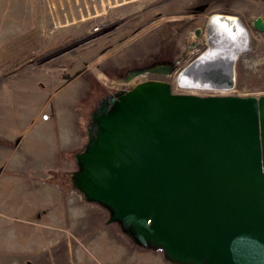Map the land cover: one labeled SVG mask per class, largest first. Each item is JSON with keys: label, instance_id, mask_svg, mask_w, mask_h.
Segmentation results:
<instances>
[{"label": "rangeland", "instance_id": "rangeland-1", "mask_svg": "<svg viewBox=\"0 0 264 264\" xmlns=\"http://www.w3.org/2000/svg\"><path fill=\"white\" fill-rule=\"evenodd\" d=\"M215 13L249 29L233 90L183 89L176 73L124 80L131 68L160 60L181 68L207 50ZM257 17L264 0H0V264H178L86 199L76 155L103 102L141 81L201 96L264 95Z\"/></svg>", "mask_w": 264, "mask_h": 264}, {"label": "water", "instance_id": "water-1", "mask_svg": "<svg viewBox=\"0 0 264 264\" xmlns=\"http://www.w3.org/2000/svg\"><path fill=\"white\" fill-rule=\"evenodd\" d=\"M215 14L208 39L221 34L219 45L181 68L172 60L131 68L124 80L176 73L180 88L233 90L249 29ZM252 25L264 31V18ZM76 156V187L139 244L178 264H264V95L201 96L141 81L103 102Z\"/></svg>", "mask_w": 264, "mask_h": 264}, {"label": "bare ground", "instance_id": "bare-ground-1", "mask_svg": "<svg viewBox=\"0 0 264 264\" xmlns=\"http://www.w3.org/2000/svg\"><path fill=\"white\" fill-rule=\"evenodd\" d=\"M218 14H215L214 15V18H216V19H218ZM218 21L219 22H221V23H224L225 21H221V20H219L218 19ZM222 39V37H221V34H218V35H216V36H214L213 38H212V42H211V45H210V47L208 48V50L209 49H211V48H213L214 46H217V44L219 45V43H220V40ZM243 53H245V51H243L242 52V54ZM241 54V55H242ZM176 81H177V76H176ZM177 83V82H176ZM183 89H192V90H208V89H198V88H183ZM213 91H215V90H213ZM220 92H222V91H220ZM26 229V228H25ZM32 229V228H31ZM25 232H27V231H25ZM28 234V233H27ZM27 234H25V235H27ZM22 238V237H21ZM109 241V240H108ZM100 249V248H99ZM104 252V251H103Z\"/></svg>", "mask_w": 264, "mask_h": 264}]
</instances>
